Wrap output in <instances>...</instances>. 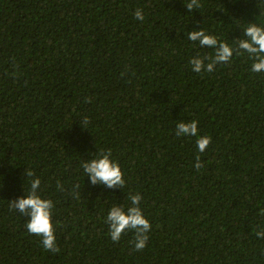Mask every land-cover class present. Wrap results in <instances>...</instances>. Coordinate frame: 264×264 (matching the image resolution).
<instances>
[{
	"label": "trees",
	"instance_id": "trees-1",
	"mask_svg": "<svg viewBox=\"0 0 264 264\" xmlns=\"http://www.w3.org/2000/svg\"><path fill=\"white\" fill-rule=\"evenodd\" d=\"M186 2L0 0V264H264V72L244 53L196 73L190 60L215 50L187 39L203 28L237 49L264 26V0ZM192 120L212 137L203 153L176 135ZM109 149L124 188L84 173ZM36 178L55 204L56 253L10 206ZM136 193L152 224L142 251L105 223Z\"/></svg>",
	"mask_w": 264,
	"mask_h": 264
},
{
	"label": "clouds",
	"instance_id": "clouds-1",
	"mask_svg": "<svg viewBox=\"0 0 264 264\" xmlns=\"http://www.w3.org/2000/svg\"><path fill=\"white\" fill-rule=\"evenodd\" d=\"M200 7V0L186 2L188 12ZM134 15L137 20H144L142 9H137ZM244 37L238 40V48L234 49L226 41L222 42L215 35L207 34L203 28L188 32V40L198 41L201 47L215 50L214 56L193 57L190 60L192 70L196 73H211L215 70L216 65L229 63L234 54L243 55L247 53L254 60L251 71L255 73L264 72V26L250 23L244 28ZM85 102H91V98H86ZM80 123L83 126L87 125L89 123L88 117H84ZM198 123L196 120L180 122L176 126V135L197 137L198 151L203 153L211 144L212 137L199 135ZM82 167L86 176L90 178L92 185L101 184L110 189L124 188L126 185L125 173L122 171L119 162L112 158L111 149L107 152L101 150L96 158L84 162ZM195 167L198 170L203 167L199 157H197ZM27 175L31 177L33 172L29 170ZM40 186L41 180L39 178L34 179L27 195L11 200L10 206L29 218L26 224L27 231L41 238V244L44 249L56 253L60 249L56 237L57 225L53 222L55 204L52 199L43 198L39 194ZM79 187L80 185L77 184L73 190V194L77 198L79 192L76 189H79ZM57 188L58 190H63V185L59 181H57ZM128 199L130 204L127 207L114 205L110 209L105 223L108 225L109 235L113 242H119L126 233L134 232V250L142 251L146 248L149 241L152 224L140 207L143 199L142 195L140 193L130 194ZM261 215H264V209H261ZM256 235L264 239V230L257 231Z\"/></svg>",
	"mask_w": 264,
	"mask_h": 264
}]
</instances>
